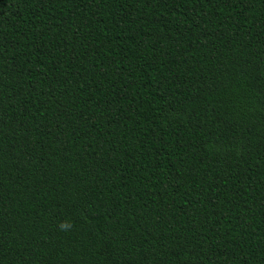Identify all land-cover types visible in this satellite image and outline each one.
Segmentation results:
<instances>
[{
	"label": "trees",
	"instance_id": "16d2710c",
	"mask_svg": "<svg viewBox=\"0 0 264 264\" xmlns=\"http://www.w3.org/2000/svg\"><path fill=\"white\" fill-rule=\"evenodd\" d=\"M0 264H264V0H0Z\"/></svg>",
	"mask_w": 264,
	"mask_h": 264
}]
</instances>
